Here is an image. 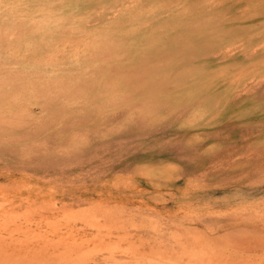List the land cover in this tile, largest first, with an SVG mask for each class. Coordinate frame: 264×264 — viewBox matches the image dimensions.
<instances>
[{
    "label": "rangeland",
    "instance_id": "rangeland-1",
    "mask_svg": "<svg viewBox=\"0 0 264 264\" xmlns=\"http://www.w3.org/2000/svg\"><path fill=\"white\" fill-rule=\"evenodd\" d=\"M28 1L0 0L17 2L1 10L0 50L28 58L31 45L93 80L61 122L36 103L0 107L12 118L0 116V264H264V0H58L72 14L48 26ZM135 107L144 142L101 162ZM86 108L111 139L83 133L60 153L35 133L77 125ZM175 142L184 161L167 151Z\"/></svg>",
    "mask_w": 264,
    "mask_h": 264
},
{
    "label": "bare ground",
    "instance_id": "bare-ground-1",
    "mask_svg": "<svg viewBox=\"0 0 264 264\" xmlns=\"http://www.w3.org/2000/svg\"><path fill=\"white\" fill-rule=\"evenodd\" d=\"M28 2L31 4V7L29 9L30 15L34 16L35 19L40 17V20H44L43 24L45 26H48L53 21H57L56 18L59 17V15L64 14L69 17L72 14L71 11H69V7L64 6L65 4L58 0H29ZM16 7L17 2L12 4H1L0 13H2V9L4 11H7V9L8 11H10V9H15ZM110 12L111 14H113V11ZM37 14L39 15L38 17ZM24 31V33H26L27 35L33 34V32L35 31L34 25L30 23V26ZM35 33L37 32L35 31ZM138 46L139 50L137 48L134 51H128V54L134 55L131 56V58H138L136 56L140 54V49L144 46V40H139ZM8 47L9 45L7 44L4 49L1 48L2 51L0 50V82L3 83V85L5 84L3 87H0V107L4 108L5 110H9L15 109V107L21 105L25 106V108L28 109L31 108L34 103H36L42 111H46L48 113L45 119L49 121V123L61 122L63 119L66 118L64 114H60L61 109L64 108L63 105H65V103L72 102V100L75 101L83 97V87L81 86V84H84V82L90 83L93 80L91 77H86V79L83 80L78 78L77 71L79 72V69H85L84 63L77 65L75 70H70L66 66L61 65V63L54 61V59L52 58L48 57L43 60L40 59L36 54L34 47L31 45H28L26 48H21L22 51L26 52V54H28L30 57L19 59H17L16 57V59H14L13 57L15 56H13L6 50ZM25 61H27V64L31 63L29 65L32 68H28L26 70L21 69L19 67V62L25 63ZM101 75L102 77L97 83L98 87L100 88L99 93L101 92L103 86L102 79L105 76H108L106 72H102ZM67 86L70 91H67ZM9 93H12L11 96L9 95ZM13 93H15V96H19L17 98H22V96H28L29 100L25 102L24 105H22L21 103L17 104L15 102H11L10 100L12 99V97H14ZM112 101L113 99L111 98V94L107 93L106 98L103 99V102L106 104L105 106L110 107ZM67 106L70 107V105ZM134 109L135 110L132 109L130 112H126L122 117H120L119 120L121 122L122 128L117 137L118 139L112 140L114 142V146H111L109 144L106 147L107 151L103 155L101 162H105L107 159H109L111 157L110 153L113 150L118 152H124V150H126L128 147V138H137L140 143L144 142V134H140V132L144 130V121L140 117L141 111L136 110V107ZM79 112L81 114V117L78 118L77 125L66 124L61 129L53 128L52 130L48 129V131L45 130L44 132L42 130H39V127L37 126L35 133L39 136V138L48 141L56 140V143L58 145L57 151L60 153L68 151V146L72 143V140L76 139L83 133L93 135L94 137L98 138H106V135L108 134L107 138L111 139L112 134H110V130L108 128H102V130H99L96 129V127L93 128L87 125L91 118H95V112L93 109H82L81 111H76V114ZM65 113L70 115L73 112L69 111L68 109H65ZM2 115L4 117L8 116L0 109V116ZM230 116L233 119V122H235L236 119H239L240 117V110L235 107L231 111ZM6 119L10 122L12 118L6 117ZM99 121H102L103 124H106L108 126L111 124L112 120L111 117L107 115L105 116V118H100ZM231 121L232 120L230 119L229 121L227 120V122L229 123V125H226L227 129L228 126H231L232 124L234 125V123ZM133 123H135L137 129H139L136 130L137 132L132 131ZM92 124L93 123H91V125ZM14 137L17 139L19 138L18 136ZM19 144L20 142L17 143V146H13L11 145V142H8L5 144V148L6 150L14 153L26 149L22 148V146ZM168 147L170 148L167 149V151L173 153V155L177 159H180L182 161L185 160L181 144L175 142ZM45 150L48 151L47 148ZM69 152L70 150L67 153ZM60 165V162L56 160L53 162L49 161L47 163H44L41 167L43 170L55 172L60 168Z\"/></svg>",
    "mask_w": 264,
    "mask_h": 264
}]
</instances>
